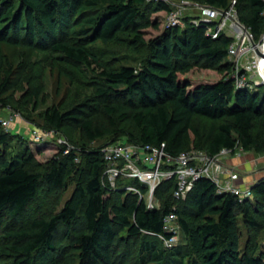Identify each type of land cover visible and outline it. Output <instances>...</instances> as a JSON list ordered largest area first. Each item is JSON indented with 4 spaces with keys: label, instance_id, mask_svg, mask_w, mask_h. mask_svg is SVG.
Returning a JSON list of instances; mask_svg holds the SVG:
<instances>
[{
    "label": "trees",
    "instance_id": "obj_1",
    "mask_svg": "<svg viewBox=\"0 0 264 264\" xmlns=\"http://www.w3.org/2000/svg\"><path fill=\"white\" fill-rule=\"evenodd\" d=\"M231 1L206 0L203 4L222 8ZM153 8L171 7L146 0H0V48L4 42L22 38L66 60L97 67V91L107 112L138 130L136 135L129 134L127 143L165 142L166 150L176 156L192 149L193 133L197 139L193 148L211 155L238 147L264 153V86L254 90L236 87L230 78L231 38H213L204 26L188 20L186 30L174 27L146 40L144 30L160 26L148 15ZM237 9L259 38L264 30V0H237ZM70 34L77 35V40L71 41ZM98 40H129L136 49L146 46L145 60L140 68L109 66L89 48ZM199 66L226 73L217 82L198 85L180 76ZM9 82L10 77H6L0 83V98ZM34 94L39 96L36 90ZM195 116L218 123L203 136L193 123ZM46 120L58 132H65L71 124L78 126L90 142L119 132L112 119L103 123L84 116L79 108L62 111L53 105L47 108ZM117 141L83 148L82 166L76 164L77 155L70 146L60 144L61 155L48 161L46 172L31 169L34 154L30 150L18 161L3 160L0 218L6 212L17 222L38 196L43 182L51 191L66 189L70 176L75 171L78 176L73 193L59 212L35 217L7 232V242L0 244V257L8 256L11 264H65L54 259V250L66 240L77 249V264H116L113 247L123 239L120 233L127 230L132 238L167 235L164 216L176 204L190 250L161 248L148 240L139 258L130 264H183L187 257L190 264H264L256 248L241 250L239 225L240 216L251 227L261 225L258 215L264 216V179L252 187L253 196L243 201L232 193H219L212 180L201 178L188 197L177 202L173 195L176 180L166 181L156 190L161 207L150 209L137 193L109 190L104 185L106 161L101 149ZM8 142V133L0 130V146ZM126 182L147 190L137 180ZM109 194H118L120 200L113 202ZM79 219L82 229L75 231Z\"/></svg>",
    "mask_w": 264,
    "mask_h": 264
},
{
    "label": "rangeland",
    "instance_id": "obj_2",
    "mask_svg": "<svg viewBox=\"0 0 264 264\" xmlns=\"http://www.w3.org/2000/svg\"><path fill=\"white\" fill-rule=\"evenodd\" d=\"M181 1L171 0V3L179 4ZM188 1L193 4L185 11V16L198 13V5L206 2V0ZM148 15L159 22L160 26L158 29L154 27L145 29L146 40L156 38L170 29L168 28L169 10L153 8L148 11ZM189 18L190 16L185 17L184 23H181L179 27L186 30L189 26ZM76 38L77 35L71 36L70 34L71 41L77 40ZM89 48L112 67L131 65L140 68L147 53L146 46L136 49L129 40L124 43H104L98 40L89 44ZM229 61L232 70L236 72L242 70V64L246 58L229 59ZM99 71L97 67L88 68L82 63L66 60L59 53L43 49L41 45L31 46L27 40L22 38L18 42L2 43L0 48V83L6 77H10V82L0 98V130L9 135L8 144L0 146V163L3 160L18 161L25 156L26 151L30 150L34 154L31 169L46 172L48 161L61 155V144L70 146L71 151L77 155L76 164L82 166L83 148L101 146L113 139L128 142L129 134H138V130L130 122L121 121L107 112L106 102L97 91ZM225 73L226 71L219 69L199 66L180 76L190 79L195 85H198L217 82ZM35 90L39 92L38 97L34 94ZM53 105L58 106L62 111L79 108L83 111L84 116L93 117L103 123H110L112 119L119 132L93 142L87 139L81 128L72 124L65 128V132H58L46 120L47 108ZM7 119L10 120V124L4 125L3 121ZM193 123L200 129L203 136H206L211 127L218 122L195 116ZM192 139L191 148L196 146L195 142L197 141L193 133ZM62 140L63 142H61ZM224 159L229 165L239 170L242 176L241 186L251 185L264 179V153L238 147ZM77 176L75 171L68 179L66 189L51 191L43 182L39 188L38 196L31 202L20 222L5 212L0 218V244L7 242L8 231L35 217H50L59 212L73 193ZM146 189L148 191V188ZM145 193L148 196V192ZM107 196L113 202L120 200L118 194ZM158 200L160 202L159 198ZM176 201L180 200L176 199ZM258 216L261 222L259 227L249 226L244 217L240 216V247L242 251H252L256 248V254L262 255L264 258V216ZM82 225L83 221L79 219L75 231H80ZM61 228L62 226H60ZM120 235L123 239L113 247L116 264H130L137 260L141 247L148 240L154 241L161 248L165 246L160 236L142 234L132 238L128 236L127 230L122 231ZM62 239L63 237L59 238V240ZM60 242L62 245L54 250V259L65 264H77V249L70 246L66 240ZM176 246L183 250H190L188 239L183 232H181ZM189 259L185 258L183 264H190ZM0 264H11V259L8 256H2Z\"/></svg>",
    "mask_w": 264,
    "mask_h": 264
},
{
    "label": "built area",
    "instance_id": "obj_3",
    "mask_svg": "<svg viewBox=\"0 0 264 264\" xmlns=\"http://www.w3.org/2000/svg\"><path fill=\"white\" fill-rule=\"evenodd\" d=\"M151 3L165 2L170 5L168 28L179 27L185 17L195 26H204L208 35L219 38L226 35L231 38L228 58H246L241 71H231L230 78L237 88L258 89L264 86V30L256 38L251 27L239 16L237 0H232L227 7L218 8L209 4L198 5L199 12L185 16V11L193 3L182 0L172 4L171 0H146ZM264 20V9L262 11ZM9 125L10 120H4ZM63 142V140L61 141ZM66 143V141L64 140ZM234 150L222 149L218 154L211 155L205 150L192 148L179 155H172L166 150V143L136 144L117 141L101 149L106 161L104 185L109 190L124 189L139 195L146 200L150 209L161 206L157 196V188L164 182L176 180L174 198L185 200L193 190L195 183L201 178L212 180L219 193H232L241 201L253 196L251 185L241 186V174L236 167L229 165L224 157ZM137 180L148 188V196L133 183ZM119 182H124L120 185ZM164 229L167 235H159L167 249H173L179 241L182 226L177 213V205L164 216Z\"/></svg>",
    "mask_w": 264,
    "mask_h": 264
},
{
    "label": "water",
    "instance_id": "obj_4",
    "mask_svg": "<svg viewBox=\"0 0 264 264\" xmlns=\"http://www.w3.org/2000/svg\"><path fill=\"white\" fill-rule=\"evenodd\" d=\"M263 44H264V42H263Z\"/></svg>",
    "mask_w": 264,
    "mask_h": 264
}]
</instances>
